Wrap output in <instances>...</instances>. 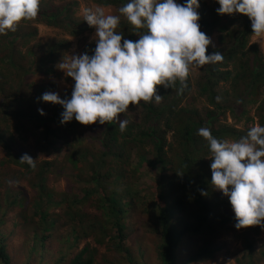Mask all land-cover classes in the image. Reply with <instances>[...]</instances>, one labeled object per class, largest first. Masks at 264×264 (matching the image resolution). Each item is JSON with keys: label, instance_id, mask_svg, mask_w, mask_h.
<instances>
[{"label": "trees", "instance_id": "16d2710c", "mask_svg": "<svg viewBox=\"0 0 264 264\" xmlns=\"http://www.w3.org/2000/svg\"><path fill=\"white\" fill-rule=\"evenodd\" d=\"M92 1L116 10L129 2ZM177 3L183 4L184 0ZM78 5L76 0H40L37 17L21 21L15 31L0 35V152L5 155L0 163V187L9 186L6 193L10 199L15 198L11 184L32 182L36 197L31 208L38 221L34 224L33 218H25V224L27 229L34 228L29 250L33 264H95L101 248L113 253L101 264H118L119 260H124L123 264H148L153 259V264H181L178 259L181 245L189 238L199 241L200 246L187 262H203L224 248L212 238L227 230H234L237 239L242 240L243 255L237 257L236 264L264 261V252H258L257 259L254 251V237L260 236L264 229L260 226L236 229L228 198L210 183L212 161L208 142L197 134L199 128L206 127L218 140L238 141L246 136L250 124L264 126V55L257 43H251L254 35L250 19L242 14L218 15L219 5L215 0H200L201 31L210 38L217 34L218 45H209L207 54L219 51L223 61L201 67L196 80L189 74L186 86L179 81L167 89L158 86L157 94L163 97L160 103L153 98L151 102L137 104L144 110L142 119L131 123L127 115H119L118 119L128 120L123 132L114 120L104 125L99 122L86 125V132L72 136L82 124L73 119L65 128L66 124L60 122L62 106L40 99L43 93L54 92L56 83L34 80L40 75L58 76L56 65L60 53L69 48L70 41H35L41 25L75 38L92 32L93 28L76 15ZM142 31L121 17L117 32L125 39L137 40L136 34ZM95 47L93 42L83 53L92 55ZM202 97L207 99L208 108L197 106ZM247 105L256 106L252 117L247 116ZM38 109H43L45 115H40ZM227 112L237 120L245 118L244 129L222 123ZM169 133L175 138L172 142L167 139ZM31 138L41 148L39 157L27 148ZM25 154L35 160L34 168L21 162ZM169 154L173 157H168ZM135 155L139 164L133 168L134 172L143 163L154 168L162 164V172L171 171V175L161 176L155 200L150 197L144 206H140L137 188L145 187L135 184V176L127 169ZM52 175L65 179L70 196L78 198L71 206L91 202L90 206L100 213L99 219L90 225L76 224L72 237L76 241L93 238L95 247L86 246L74 257L57 249L59 242L49 233L50 227L57 223L52 211L64 210L69 201L49 187ZM202 190L206 196L201 195ZM18 193L17 199L27 198L26 191L18 190ZM14 205L22 207L15 201L10 204ZM7 210L0 201V219L8 215ZM77 213L72 214V220ZM137 214L145 215L150 224L141 226L139 233L138 222L132 226L127 223V219H135ZM130 239L131 243L126 244ZM0 260L3 264H13L2 237Z\"/></svg>", "mask_w": 264, "mask_h": 264}, {"label": "clouds", "instance_id": "9594fccd", "mask_svg": "<svg viewBox=\"0 0 264 264\" xmlns=\"http://www.w3.org/2000/svg\"><path fill=\"white\" fill-rule=\"evenodd\" d=\"M218 15L242 14L251 21L253 35L264 40V0H215ZM40 0H0V35L15 31L21 21L37 17ZM200 0H129L107 13L102 7L83 9V19L95 29L92 55H65L56 65L74 81L70 99L45 92L40 99L60 105L61 124L73 119L82 125H100L117 120L125 131L128 120L118 119L130 105L141 101L160 103L157 87L181 85L190 69L223 61L217 51L207 54L212 40L201 31ZM121 17L144 31L137 40L117 32ZM182 90V89H181ZM45 115L43 109H38ZM211 152V186L228 198L237 230L253 226L264 229V126L255 124L238 141L218 140L206 127L198 129ZM35 167L25 154L20 159ZM201 195L206 196L203 190ZM231 264V261L229 262Z\"/></svg>", "mask_w": 264, "mask_h": 264}, {"label": "rangeland", "instance_id": "374dc122", "mask_svg": "<svg viewBox=\"0 0 264 264\" xmlns=\"http://www.w3.org/2000/svg\"><path fill=\"white\" fill-rule=\"evenodd\" d=\"M78 1L79 5L76 11V15L83 18V9L84 8H92L95 10L98 6L94 4L92 0H76ZM58 3V2H57ZM107 13L111 14H119L118 10H116L113 7H102ZM83 37V38H81ZM79 38L71 37L70 35H66L64 33L59 34L55 29H52L47 26H39L38 27V38L35 42H47L51 39H62V40H69L70 45L67 50L60 53L59 62L62 60V58L65 55H79L82 54L86 46L92 44L95 42V29L93 28L92 32H86L84 36H81ZM80 39H83L82 42H80ZM212 44L213 46H217V34L214 35L212 38ZM34 42V43H35ZM251 43H257L261 49L262 54L264 55V40H261V38H258L254 36L251 40ZM25 50V49H24ZM201 68H193L190 69V76L193 78V80H196L201 75ZM34 80L36 81H43V82H55L57 87L54 91L55 93H58L62 99H70L71 93H72V86H73V80L68 79V77L65 76V74L58 70V76L57 77H50V76H43L40 75L38 77H34ZM223 86V85H222ZM221 87V86H220ZM225 88V86H224ZM226 89V88H225ZM218 91H221V89H217ZM182 105L185 104V100L181 103ZM197 106L199 108H208L209 104L207 102V99L202 97L199 98L197 101ZM246 109L248 111L247 116L252 117L256 111V106L247 105ZM144 114V110L142 107H139V105H130L128 112L125 113L129 117V121L131 123H135L136 119L140 118L142 119V116ZM130 115L132 117H130ZM138 120V121H139ZM230 124L232 126H236L239 129H244L245 127V118H241L240 120H237L233 117V115L230 112H227V116L223 118L222 123ZM255 125V124H254ZM253 125V126H254ZM68 125H65V128ZM250 127L252 125L250 124ZM88 127L86 125H81L75 135L72 136H78L79 132H86ZM167 139L169 142H172L175 138L171 133L167 135ZM28 147V150L35 156H41V148H38L36 142L33 138L29 140V142L26 144ZM39 149V150H38ZM151 149L150 147L148 150ZM167 149H169L167 147ZM40 151V152H39ZM169 154L168 157H171ZM175 156V155H174ZM173 157V155H172ZM5 155L4 153L0 152V163L4 160ZM139 164V157L136 155L133 157L132 162L130 165L127 166V169L129 170V173H133L135 176L134 183L138 186L145 187V188H137V190H140V198L141 203L140 206H144V203L147 202L150 197H152L154 200L158 196V194L155 192L156 187L161 184V176L166 174V172H162V164H157L154 167H147L146 163H143V166H138V171L134 172L133 168L135 169L137 165ZM147 170L150 171V174L147 172ZM69 170L66 168L65 174H68ZM151 175V176H149ZM166 175H171V171H167ZM72 179V176H70V180ZM32 182H29L28 180L21 181L18 184H11L10 186H14L15 188V198L14 196H11L9 199L6 193V189L9 186L0 187V201L2 203V208L7 209L8 208V215L2 216L0 219V238L2 237L4 239V243L6 245V249L8 254L12 257L13 264H33V258L30 256V249L33 245L31 237H32V229H27V225L25 224V218L28 220L33 218L34 224L38 221V217L34 215L33 209L31 208V205L33 204L35 200V192L34 189L31 188ZM150 184H153V186H149ZM67 182L65 179L61 178L58 175H52L51 181L49 183V187L59 196L64 197L66 200H69L65 204V209L62 210L61 208L56 209L55 211H52V214L57 217V223L55 226L50 227V235L52 238L56 239L59 243L57 244V249L63 250L65 253L71 254L72 257L76 256L80 253V251L86 247L91 246L95 247L94 239L93 238H83L79 241H76L74 239L73 233L76 229V224H82L90 225L93 222L97 221L98 216L100 213L93 207L90 206L91 202H87L83 206H77L72 205L74 200L78 199L75 195L70 196L68 191L66 190ZM18 190H23L27 192V198L25 199H17L18 197ZM5 195V196H4ZM4 198V199H3ZM15 201V203H19L22 205V207L19 206H10V204ZM156 203L153 202L152 205ZM154 207V206H153ZM155 208V207H154ZM75 212H79L76 214L75 220H72V214ZM83 216V217H81ZM135 219H127V223H129L130 226L136 224L138 222L137 226V232H140L141 226H150L148 219H146L145 215H134ZM133 216V217H134ZM80 218L82 219L80 221ZM5 221V222H4ZM4 222V223H3ZM33 227V225H32ZM140 239H143L142 235L137 234ZM191 237V236H189ZM188 237V238H189ZM148 238V237H147ZM150 238V237H149ZM188 238L186 240H188ZM152 239V238H150ZM217 245H223L224 248L218 252L214 258L208 259L203 262H195V263H189L187 262V259L191 257V255L194 253V251L199 248L200 242L196 241L194 238H189V241L182 244V249L180 251V256L178 259H181V264H229L231 261V264H236L237 257L241 258L243 255V245L242 240L239 238L237 239V234H235L234 230H227L223 231L220 236H216V238H212ZM52 243V242H50ZM131 239L126 242V244H130ZM254 251L257 252L255 254V258L258 259L259 253L258 252H264V231L261 233L260 236L257 238L254 237ZM113 253L108 251L105 248H101L98 252V255L96 257L95 264H101L103 259L106 257H110ZM38 252H36L35 256L38 257ZM138 259V258H137ZM124 260H119L118 264H123ZM154 259L149 262L148 264H153ZM142 263L145 262V260L141 261ZM0 264H3L0 260ZM115 264V263H113ZM257 264H264V261H258Z\"/></svg>", "mask_w": 264, "mask_h": 264}]
</instances>
